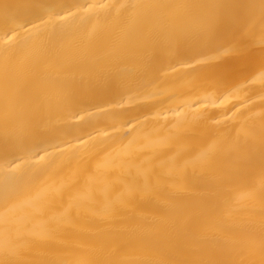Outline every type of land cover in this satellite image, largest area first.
I'll list each match as a JSON object with an SVG mask.
<instances>
[{"label":"bare ground","instance_id":"1","mask_svg":"<svg viewBox=\"0 0 264 264\" xmlns=\"http://www.w3.org/2000/svg\"><path fill=\"white\" fill-rule=\"evenodd\" d=\"M0 264H264V0H0Z\"/></svg>","mask_w":264,"mask_h":264}]
</instances>
